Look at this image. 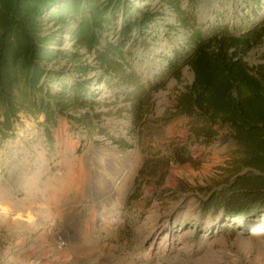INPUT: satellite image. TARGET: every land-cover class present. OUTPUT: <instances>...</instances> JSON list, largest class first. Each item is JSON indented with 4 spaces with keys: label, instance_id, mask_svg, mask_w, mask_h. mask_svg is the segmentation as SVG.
<instances>
[{
    "label": "rangeland",
    "instance_id": "rangeland-1",
    "mask_svg": "<svg viewBox=\"0 0 264 264\" xmlns=\"http://www.w3.org/2000/svg\"><path fill=\"white\" fill-rule=\"evenodd\" d=\"M195 1L182 7L190 26L207 34L217 23L237 32L264 18V0L257 13L244 0ZM140 3L159 16L123 48L126 77L94 84L105 133L90 137L60 116L52 153L36 120L20 113L0 150V264H264V221H220L200 209L208 189L229 178L235 145L227 131L200 143L175 107L194 80L182 64L191 28L160 0ZM263 58L264 41L245 57L250 66ZM183 144L200 164L171 163L172 148ZM76 223L82 243L72 235Z\"/></svg>",
    "mask_w": 264,
    "mask_h": 264
},
{
    "label": "trees",
    "instance_id": "trees-1",
    "mask_svg": "<svg viewBox=\"0 0 264 264\" xmlns=\"http://www.w3.org/2000/svg\"><path fill=\"white\" fill-rule=\"evenodd\" d=\"M160 1L191 28L182 64L190 65L194 80L177 95L178 113L200 143L210 146L227 131L235 145L229 178L208 189L200 209L220 221H264V58L255 66L245 59L264 41V18L237 32L217 23L207 34L190 26L182 0ZM244 1L255 13L262 6V0L259 6ZM158 16L140 0H0V150L13 136L20 113L36 120L52 153V130L60 116L84 126L90 137L105 133L95 112L94 84L110 83L121 73L126 77L123 48ZM112 31L118 40L109 38ZM97 68L102 73L90 76ZM137 99L140 124L142 99ZM170 157L175 164H200L186 144L172 148Z\"/></svg>",
    "mask_w": 264,
    "mask_h": 264
},
{
    "label": "crops",
    "instance_id": "crops-1",
    "mask_svg": "<svg viewBox=\"0 0 264 264\" xmlns=\"http://www.w3.org/2000/svg\"><path fill=\"white\" fill-rule=\"evenodd\" d=\"M76 229L74 230V232H72V235L79 240L80 243H82L84 241V237L82 236V233L79 231V223H76ZM78 242V244H79ZM13 261V258H11L10 260H8V262ZM17 261V260H16ZM23 260H20V262H18V264H21ZM25 264H29V262H25Z\"/></svg>",
    "mask_w": 264,
    "mask_h": 264
},
{
    "label": "bare ground",
    "instance_id": "bare-ground-1",
    "mask_svg": "<svg viewBox=\"0 0 264 264\" xmlns=\"http://www.w3.org/2000/svg\"><path fill=\"white\" fill-rule=\"evenodd\" d=\"M127 156V155H126ZM31 218V217H30ZM30 221L32 220V218L31 219H29ZM259 230H261V228L260 227H258V228H256L255 229V231H259Z\"/></svg>",
    "mask_w": 264,
    "mask_h": 264
}]
</instances>
